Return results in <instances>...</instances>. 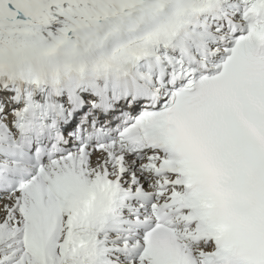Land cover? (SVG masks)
I'll return each instance as SVG.
<instances>
[{"label":"snow or ice","instance_id":"1","mask_svg":"<svg viewBox=\"0 0 264 264\" xmlns=\"http://www.w3.org/2000/svg\"><path fill=\"white\" fill-rule=\"evenodd\" d=\"M0 264H264V0H0Z\"/></svg>","mask_w":264,"mask_h":264}]
</instances>
